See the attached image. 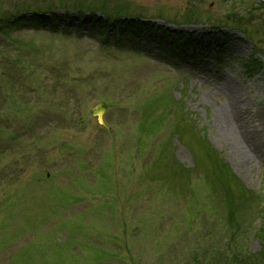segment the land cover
Instances as JSON below:
<instances>
[{"label":"rangeland","instance_id":"obj_1","mask_svg":"<svg viewBox=\"0 0 264 264\" xmlns=\"http://www.w3.org/2000/svg\"><path fill=\"white\" fill-rule=\"evenodd\" d=\"M0 12L36 29L0 38V264L126 252L185 264L198 245L264 264V0H0ZM130 19L134 50L111 27L102 44L104 21ZM193 43L196 58L175 50ZM231 90L248 107L249 162L215 121Z\"/></svg>","mask_w":264,"mask_h":264},{"label":"trees","instance_id":"obj_2","mask_svg":"<svg viewBox=\"0 0 264 264\" xmlns=\"http://www.w3.org/2000/svg\"><path fill=\"white\" fill-rule=\"evenodd\" d=\"M13 17L15 19V13L13 14V13L0 12V38L5 39V40H11L10 37H12L13 35L12 32L20 31L25 28V23L22 21L21 18H17L11 21ZM117 23H118V26L120 27L121 26L119 25L120 22H117ZM134 26H136L138 29L140 24L138 22H135ZM206 192L209 196V193L207 190ZM199 246L200 245H198V247L194 249L197 252L194 251L192 253L190 261H187V263L185 264H257L258 262L257 258H255V256L253 255L246 256L244 253H242L241 255L232 256L231 257L232 259L226 258V257L223 258L222 254H219L221 251V248L220 249L216 247L200 248ZM125 251H127L126 248H125ZM214 252H216L217 254ZM97 253L99 254L98 251ZM112 257L119 259V262H120L119 264H137L136 260L132 257L131 253L129 252H126V254L123 256L120 253L119 254L116 253Z\"/></svg>","mask_w":264,"mask_h":264},{"label":"bare ground","instance_id":"obj_3","mask_svg":"<svg viewBox=\"0 0 264 264\" xmlns=\"http://www.w3.org/2000/svg\"><path fill=\"white\" fill-rule=\"evenodd\" d=\"M231 94H233V91ZM244 109H248V107H246V102L240 98H235V95L233 94L231 95V100L226 110H224L222 115L215 121L219 128H222L223 131L226 130L224 132H228V135L234 140L238 139L239 145H241L240 147L242 149H244L243 146L247 147L246 152L243 153V159L245 162H249L254 160L253 156H255V153L252 144L249 142L248 136L246 137L245 129L240 122V118L242 117L241 113Z\"/></svg>","mask_w":264,"mask_h":264},{"label":"water","instance_id":"obj_4","mask_svg":"<svg viewBox=\"0 0 264 264\" xmlns=\"http://www.w3.org/2000/svg\"><path fill=\"white\" fill-rule=\"evenodd\" d=\"M105 109H106L105 105L103 103H100L91 111L92 115H97L100 123H102L101 115L103 114L102 112H104Z\"/></svg>","mask_w":264,"mask_h":264}]
</instances>
